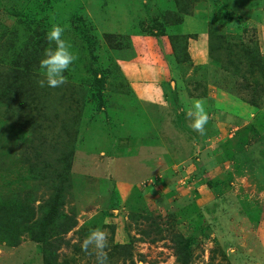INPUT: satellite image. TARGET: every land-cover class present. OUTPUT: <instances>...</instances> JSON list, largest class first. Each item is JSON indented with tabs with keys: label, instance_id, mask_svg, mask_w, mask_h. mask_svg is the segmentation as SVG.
<instances>
[{
	"label": "rangeland",
	"instance_id": "rangeland-1",
	"mask_svg": "<svg viewBox=\"0 0 264 264\" xmlns=\"http://www.w3.org/2000/svg\"><path fill=\"white\" fill-rule=\"evenodd\" d=\"M29 10L45 31L57 15L78 59L65 84L40 87L47 118L41 108L7 115L0 104V195L35 197L34 207L50 195L27 161L56 159L70 142L62 121L81 108L64 207L76 223L47 243L59 261L97 264L81 245L99 227L109 264H181L180 236L192 239L193 264H264V77L244 53L257 47L264 58V0H0V69L12 64V39L26 32L19 13ZM212 33L224 35L214 58ZM174 36L188 41V62L176 61ZM94 71L105 77L101 100ZM197 101L204 134L188 116ZM40 252L28 234L13 246L0 233V264H42Z\"/></svg>",
	"mask_w": 264,
	"mask_h": 264
},
{
	"label": "trees",
	"instance_id": "trees-1",
	"mask_svg": "<svg viewBox=\"0 0 264 264\" xmlns=\"http://www.w3.org/2000/svg\"><path fill=\"white\" fill-rule=\"evenodd\" d=\"M176 1L180 3V0ZM52 3V1L49 2V4ZM76 10L74 9L72 11V15L76 20L80 21L78 19L79 17L76 16L78 12ZM169 15L174 17L172 11L169 12ZM19 16V23L25 28L26 32L24 33V39L21 38L22 43L16 38V36L19 37V34L15 35V39H12L14 40L11 42L14 48L11 59L12 64H9L7 69H0V104H8L7 115L11 111L16 115L27 110L32 111L35 109V111H38L41 108L43 113H40V115L47 118L48 116L44 113L47 109L46 101L43 98L41 99L40 96L41 89L39 80L41 79V74L39 72V66L40 61L44 58V50L49 46L47 41V33L49 30L45 31L41 27L42 25L36 23V17L38 16L34 11H22L19 13ZM56 16L51 22L55 25L62 26L64 23L59 19L56 20ZM47 19L49 20V17ZM80 32L84 40L91 47H94L95 41L91 38L89 30L81 26ZM214 35L212 33L213 38L216 39L215 44L211 43V56L213 58V49L215 51V49L222 46V40L224 39V35L218 34L215 37ZM107 36L110 37V35ZM172 46L173 54L179 64L188 62L191 59L188 51V41H186L184 36H174ZM244 53L249 57L251 72L258 68L264 77V58L261 56L259 48L247 46L244 49ZM93 77L95 82L94 88L96 90L95 97L101 100L104 90V73L94 71ZM79 88V91L84 96L86 93L84 85ZM64 97L65 95H61L60 99L62 100ZM79 110L71 122L64 121L65 119L62 121L64 133L68 136L69 141L73 143L69 145L70 142L68 141L69 143L65 144L62 148L61 154L53 161L46 159L40 163L38 161H27L31 163V178L33 180H43L47 183L48 187L52 190L50 195L39 203L37 207L31 205L32 200L34 202L37 201L35 197L31 200L24 201L22 195L19 193L0 195V233L7 236L13 246H18L22 235L28 234L34 247H38L41 250L42 264H62L59 261V256L56 251L51 249L47 243L57 233L68 232L76 223L74 218L64 211V207L66 205L67 194L71 187L72 165L76 150L74 141L71 139L78 138L81 132L80 121L83 112L81 108ZM31 121L32 119H28L25 123L28 124ZM0 163L2 164V161ZM40 164L42 165L40 166ZM39 188H35V193ZM35 193L30 194L34 195ZM112 205L115 208L118 205L114 199ZM112 231L115 233L114 226H112ZM176 242V255L181 264H193L191 253L192 239L180 236L176 239ZM116 247L123 248L126 253L131 254L130 247L127 245L118 243ZM24 257L26 262L29 255H25ZM21 259L22 257L18 261L23 264Z\"/></svg>",
	"mask_w": 264,
	"mask_h": 264
},
{
	"label": "clouds",
	"instance_id": "clouds-1",
	"mask_svg": "<svg viewBox=\"0 0 264 264\" xmlns=\"http://www.w3.org/2000/svg\"><path fill=\"white\" fill-rule=\"evenodd\" d=\"M65 27L53 25L47 33L49 46L44 50V58L40 61L39 72L44 77L39 80L40 87L58 88L67 82L68 72L72 71V65L78 59V55L73 51L72 44L63 38ZM195 112L189 111L188 116L193 118L192 128L204 134L205 125L208 122L202 103H194ZM82 250L88 252L92 247L96 250L97 264H109L108 235L101 228L93 229L81 245Z\"/></svg>",
	"mask_w": 264,
	"mask_h": 264
}]
</instances>
